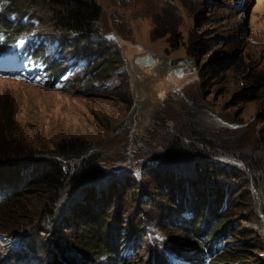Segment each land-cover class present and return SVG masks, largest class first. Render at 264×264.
<instances>
[{
  "label": "rangeland",
  "instance_id": "obj_1",
  "mask_svg": "<svg viewBox=\"0 0 264 264\" xmlns=\"http://www.w3.org/2000/svg\"><path fill=\"white\" fill-rule=\"evenodd\" d=\"M96 1L102 42L42 33L52 19L43 3L23 0L21 15L0 6L20 32L9 45L30 41L38 47L35 62L45 66L0 75V97L12 100L18 131L33 149L29 164L0 166L2 194L32 169L65 163L53 152L70 141L87 143L92 153L83 160L97 153L104 171L77 188L67 175L53 217L0 233V261L17 245V261L74 264L73 249L104 226L108 238L124 231L144 257L155 250L151 234L160 227L162 250L172 252L193 240L163 228V220L177 218V206L194 199L213 207L216 196L229 201L235 237L256 244H245L244 263L264 264L257 249L264 247V189L255 187L264 184V0ZM149 53L156 64L142 67L139 59ZM176 145L188 154L179 155ZM32 189L24 201L36 209L42 200ZM86 254L90 261L99 256Z\"/></svg>",
  "mask_w": 264,
  "mask_h": 264
},
{
  "label": "trees",
  "instance_id": "obj_2",
  "mask_svg": "<svg viewBox=\"0 0 264 264\" xmlns=\"http://www.w3.org/2000/svg\"><path fill=\"white\" fill-rule=\"evenodd\" d=\"M22 1L0 0V6H3L7 13L12 12L21 15L23 9ZM31 1L43 3L44 8L51 13V23L44 27L42 33L47 34L44 31L57 30L68 35H75L76 38L84 41H103L98 23L102 17V8L96 0ZM7 15L0 16V34L5 42V49L12 41H17L20 36V32L14 25L15 22L10 23L7 21ZM28 55L32 61L36 60L39 56L38 47H34L31 43ZM92 77L94 78V75ZM13 107L12 100L9 97H0V166L2 167H20L32 161L33 149L18 131L14 120L15 111ZM190 130V132L193 130L194 134L199 132L195 125L190 126ZM196 136H199L201 140L206 139L202 133ZM176 146L178 147V145ZM196 146L195 143V146L191 145L190 148L193 149ZM90 148L85 142L70 141L67 145H63L56 152H53L56 158L65 163L57 159L51 160V168H48L50 170L38 173L33 172L34 170L32 169L28 172L29 175L26 178L23 177L17 180L11 190H8L7 194L0 198V233L18 234L23 231L22 228L24 227H35L46 216L53 217L57 203L62 199L63 194L67 192V175H72V188H77L86 182L97 179L102 172L104 173L99 163L101 158H99L97 153H93L91 158L83 160L85 155L88 156L92 153ZM175 149L182 152L179 155L188 154V151H182L179 147ZM259 159L261 160V156ZM261 161L264 162V157ZM245 162L249 166L246 160ZM247 168L250 171V166ZM255 187L264 189V184L257 183ZM32 188L42 200L39 205H35L36 209L24 201L27 196L29 198L32 197L29 194V190H33ZM214 199L216 201L213 202V207H210V203L208 207L206 205H199V207L200 200L198 199H194L193 205L189 206L176 203L177 205L179 204L177 211H175L177 218L163 220L162 226L173 230L181 229L188 238H192L193 242L190 246L180 243L176 248H171L173 253H167L174 254L175 259L179 258L190 264H245L246 256L249 254V250L245 249V244L249 248L254 249L256 244H247L239 237H235L236 235L231 232L228 220H226V217L231 214V209L228 205L229 201H227V198L223 200L218 198L219 201H217L216 196ZM170 203L173 204V202ZM195 206H198V208L195 209ZM203 208L206 209L205 214H201ZM202 218L203 220L201 221ZM105 227L101 229L100 233H95L82 241L79 244L80 251L76 248L73 249L74 253H76L74 256L76 260L71 256L72 263L170 264L165 251L162 250L165 237L157 232L160 227L153 232L154 234H151V242L155 250L151 249L148 257L141 256L142 248L138 247L136 242L134 243L131 240L130 243H127L124 231L117 234L116 237L108 238L103 231ZM10 238H17V236ZM233 238H236L235 242L237 243L231 244L229 242ZM17 247L16 245L15 251H8V259H10L12 264H37L38 260L34 262L17 261L21 256L19 251H17ZM260 248L264 250V247L257 249L260 250ZM87 252L98 254L97 260L90 261L86 254ZM261 259L258 256L255 258V262H260ZM67 262L62 261L61 264H68ZM57 264L60 263L58 262Z\"/></svg>",
  "mask_w": 264,
  "mask_h": 264
},
{
  "label": "water",
  "instance_id": "obj_3",
  "mask_svg": "<svg viewBox=\"0 0 264 264\" xmlns=\"http://www.w3.org/2000/svg\"><path fill=\"white\" fill-rule=\"evenodd\" d=\"M137 60V57L135 59V61ZM139 62H140V65L142 67H149V65L151 67H153L156 63H154V59H153V55H151V53L148 54V57L146 59H139ZM164 62H166V64H164V68L168 67V66H171V62L169 61V64H168V60L165 58ZM175 74L179 75V76H183L181 71H174ZM229 127H234L236 128L237 126H234V125H230Z\"/></svg>",
  "mask_w": 264,
  "mask_h": 264
},
{
  "label": "bare ground",
  "instance_id": "obj_4",
  "mask_svg": "<svg viewBox=\"0 0 264 264\" xmlns=\"http://www.w3.org/2000/svg\"><path fill=\"white\" fill-rule=\"evenodd\" d=\"M165 73V72H164ZM165 75V74H164ZM187 169V168H186ZM188 170H189V168H188ZM27 258V257H26ZM25 260V259H24Z\"/></svg>",
  "mask_w": 264,
  "mask_h": 264
}]
</instances>
